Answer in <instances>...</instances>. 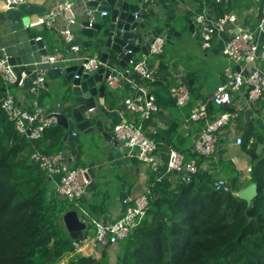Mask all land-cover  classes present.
Listing matches in <instances>:
<instances>
[{"label": "trees", "instance_id": "obj_1", "mask_svg": "<svg viewBox=\"0 0 264 264\" xmlns=\"http://www.w3.org/2000/svg\"><path fill=\"white\" fill-rule=\"evenodd\" d=\"M215 11L218 18L228 9L216 4ZM165 66L161 62L159 69ZM152 85L158 106L169 100L158 91V83ZM189 89L194 98L201 97L194 85ZM3 91L0 78V94ZM259 105L264 108V99ZM224 111L233 112L234 107L208 102L211 119ZM67 134L68 129L57 123L47 126L39 139H29L16 130L0 107V264H112L107 248L98 258L79 253L70 256L74 252L72 241L78 239L69 237L62 221L71 209L79 212L83 208L90 217H99L105 207L93 205L84 196L76 202L60 197L46 173L31 159L36 150L46 154L64 150ZM146 134L158 147L166 143L185 158L195 156L171 142L169 129ZM241 137L251 170L245 182L238 177L226 180L229 190L217 187L218 179L201 168L188 177L179 176L174 186L163 177L156 181L151 174L146 214L118 244L113 264H264V148L252 155L258 143L264 145V129L257 133L248 129ZM203 159L198 157L200 162ZM251 183L256 184L257 194L248 205L234 192ZM91 228L89 222L84 236Z\"/></svg>", "mask_w": 264, "mask_h": 264}, {"label": "built area", "instance_id": "obj_2", "mask_svg": "<svg viewBox=\"0 0 264 264\" xmlns=\"http://www.w3.org/2000/svg\"><path fill=\"white\" fill-rule=\"evenodd\" d=\"M27 0H0V12L17 9ZM158 0H139L141 5H150ZM169 2L170 0H165ZM215 4H226L229 0H212ZM86 19L89 27L96 22L97 10L93 7L86 9ZM105 11L99 12V16L105 15ZM65 21L64 27H57L56 18ZM196 22L200 28V46L206 50L212 46L215 39L222 40L221 54L227 61L223 69V77L210 100L197 101L191 107L187 121L199 128L193 146L192 155L185 158L178 150L170 149L166 161L162 162L158 155V145L154 138L149 137L144 129V123L151 118L152 113L158 110L155 98L146 88L138 86L130 79L132 73L137 74L142 80L154 83L159 79L143 61L131 59L127 67L111 69L106 78L109 89H116L127 82L132 88V93L123 99V105L127 112L135 115L134 120L121 119L113 125L114 138L123 146L130 148L134 157L144 164L150 175H155L159 181L164 174H195L200 165L198 157H212L216 153L221 137V131L228 126L236 115L237 101H244L247 105H256L264 99V2L260 14L254 25H246L234 14H224L218 18H210L205 12L196 16ZM43 24L46 28L58 33L64 41V47L51 54H41L29 64H24L23 69L16 70V65L11 64L10 55L4 47H0V78L4 83V91L0 94V107L13 123L16 130L25 134L29 139H39L47 126L58 123L56 111L45 113L39 106V97L46 89L48 71L51 67H57L73 59L80 61L82 73L93 74L100 67L107 66L102 63L97 55L81 53V46L76 42V34L73 25L78 22L75 17L71 0H61L50 8L43 16ZM243 25V27H242ZM41 37H36L39 39ZM134 45H139L136 40ZM164 40L159 36L153 37L149 44L148 53L160 54ZM131 52L130 50L126 53ZM81 53V54H80ZM33 67L31 71L30 67ZM238 66V69H236ZM77 77V75H74ZM27 86L31 103L29 107H21L16 104L11 86ZM170 97L177 107L188 104L191 92L185 81L178 79L176 85L170 87ZM208 102L217 106H232L233 112L224 111L217 113L213 119L208 112ZM92 110V109H89ZM76 132H72L75 137ZM235 145L242 144L241 135L235 136ZM39 168L46 173L48 180L56 188L60 197L76 202L87 191L90 183L87 169L74 166L75 157L64 150L52 154H46L39 150L31 155ZM251 167H247L250 173ZM217 187L229 190L226 179H218ZM150 186H145L136 196H124L121 200L123 211L121 216L114 221L102 219L92 220L93 228L82 238L72 241L74 252L90 253L95 255L111 246L119 244L129 236L132 230L138 226L146 214L149 202ZM236 193L234 192V195ZM79 213L84 217L86 211L80 208Z\"/></svg>", "mask_w": 264, "mask_h": 264}, {"label": "crops", "instance_id": "obj_3", "mask_svg": "<svg viewBox=\"0 0 264 264\" xmlns=\"http://www.w3.org/2000/svg\"><path fill=\"white\" fill-rule=\"evenodd\" d=\"M61 0H27L25 4L21 5L17 9L5 10L0 12V47H4L9 53L10 57L17 60L16 65L23 66L29 64L39 55V50L32 44V35L41 37L45 42V45H51L53 52L59 51L64 47V41L61 36L54 32L52 29L46 28L43 24L44 14L52 8L55 4ZM73 3V9L75 13L77 25H73L76 34V42L80 44L82 50L81 53L91 54V48L83 49L82 45L86 41L84 36L80 35L78 27L80 23L86 20V9L88 8L87 0H71ZM131 4L138 3L139 0H128ZM264 0H229L226 5L228 11L225 14L237 15L244 24L254 25L257 17L260 14ZM216 4L212 0H158L150 5H141L143 11L153 9L159 12L161 9L177 8L174 13V17L180 16L182 21L180 22L181 29L179 32H184L191 24L190 37L196 38L200 46V28L196 22V16L202 11L210 18H215ZM224 15V14H223ZM190 20L191 23H188ZM100 18L96 17V22H99ZM55 24L57 27H64L66 25L60 17L56 18ZM182 32V33H183ZM179 36L172 38V43L169 45H175ZM149 39L146 41H139V44H145L149 49ZM167 44L164 41V45ZM163 45V47H164ZM222 40L215 39L212 42V46L209 49L210 55L215 58L221 55L222 61L219 58L212 59V64L215 67V73L210 83H205L201 76H197L195 69L183 67L178 64V60L171 56H163V48L160 54H135L134 60L145 61L148 67L157 73L159 79L154 83H158V91L167 97L168 101H164L158 106V110L152 113L151 118L144 123L145 132H154L156 130H170L171 142H173L179 149L191 150L194 139L199 132L198 126L187 121V117L191 111V107L197 101L210 100L213 91L218 86L222 79L223 69L227 64V61L221 54ZM206 49V50H208ZM203 50V49H202ZM205 51V50H204ZM80 53V54H81ZM152 55V57H149ZM114 58V56L111 54ZM209 57V54L205 53L204 58ZM116 64L111 69H122L118 67L119 59L115 58ZM161 62L166 64L165 67L159 69ZM216 63L217 66H216ZM17 65V66H18ZM57 67H80V61L73 59L68 63L60 64ZM54 68V67H51ZM33 67H30L31 71ZM56 74V73H54ZM137 75V74H136ZM134 73L129 77L138 86L146 88L155 98L153 85ZM140 78V79H139ZM178 79L185 81L188 88L189 85H194L196 93L200 94V98H194L191 95V99L187 105L177 107L170 97V87L177 84ZM191 82V83H189ZM102 83L105 85V93L102 97V103L97 102L98 112H93V121H99L102 124L104 131L108 132L113 138L112 128L115 123L121 119L134 120L135 115L127 112L123 105V99L132 93V88L125 82L121 84L119 88L109 89L106 85V79H103ZM67 85L66 76H52L50 69L47 75L46 89L39 97V106L45 113L57 111L60 107L64 108L67 105L64 88ZM99 85V84H98ZM190 90V89H189ZM10 92L13 94L16 104L21 107H29L31 96L28 93L27 86H11ZM203 97L205 99H203ZM156 102V99H155ZM261 105H247L245 102L237 101L236 115L232 119L231 123L221 131V143L219 141L216 153L212 157L203 159L201 162L198 160L200 168L207 170L212 177L216 179L224 178L227 181L232 178H239L245 180L249 177L250 173H247L246 168L251 167L250 155L240 146L235 145V136L241 135L244 131L252 129L253 133L261 132L264 129V108L259 107ZM67 111L65 109L64 114ZM72 132H76L75 137L72 136ZM99 137V135H97ZM94 136L91 134H82L74 126L72 121L68 123V134L64 141V151L74 155V166L84 167L87 169L88 179L90 181L86 194L84 197L93 205H103L105 210L99 217H90L86 212L87 225L92 223V220L102 219L104 221H114L121 216L123 211L122 198L124 196H136L142 189L149 184L150 173L147 167L139 162L132 152L127 154L128 163L121 159L114 158V152L112 144L106 141L102 142L103 152H92V140ZM219 139V140H220ZM252 141V139H251ZM264 145L262 144V149ZM170 149L178 150L169 144L162 143L158 147V155L162 162L166 161L167 154ZM163 179H166L170 186H174L179 174L170 173L164 174ZM184 177V176H181ZM83 209V208H82ZM87 230V228H86ZM120 250V246L114 245L106 249L108 261L110 263L116 261L117 253ZM90 254V253H87ZM82 251L79 255H87ZM97 254V258L99 257Z\"/></svg>", "mask_w": 264, "mask_h": 264}, {"label": "water", "instance_id": "obj_4", "mask_svg": "<svg viewBox=\"0 0 264 264\" xmlns=\"http://www.w3.org/2000/svg\"><path fill=\"white\" fill-rule=\"evenodd\" d=\"M86 4L88 7L96 8V16L100 18V21L95 22L91 27H89L87 19L80 23L79 33L86 39L82 47L83 49L91 48L92 52L90 53L97 55L102 63H107V66L100 67L93 74L82 73L81 66L50 68L53 77L60 74L65 75L67 81L64 88L67 105L64 108L60 107L55 116L58 125L66 129H68L69 121H72L80 133L84 135L93 132L98 134L102 140L112 144L115 159H121L128 163L127 154L130 152V148L123 146L108 132L104 131L101 122L93 121V112L99 111L95 98L97 97L99 104L102 103V97L105 93V85L102 81L110 74L111 67L115 66V58L119 59V68H126L128 61L134 59L135 54L148 53L145 44L134 45L136 40L142 42L150 37L148 41L150 44L153 37L159 36L167 44L172 43V38L181 34L178 29H181L182 18L180 16L174 17L177 8L161 9L159 12L153 9L143 11L141 4H131L128 0H87ZM101 11H105L106 14L99 16ZM187 22L191 23L190 20ZM191 27L190 24L188 30H191ZM31 38L32 44L37 47L39 53L51 54L53 52L52 46L45 45L41 38L36 39L35 35H32ZM128 50L131 52L126 53ZM9 61L16 65L17 60L14 58L10 57ZM17 65V71L23 69V66ZM65 108L69 109L66 114H64ZM261 148L262 144L258 143L255 153L252 155L259 154ZM179 175L189 176L188 174ZM256 194V184L251 183L238 190L236 196L245 200L249 205ZM62 221L71 239L82 238L87 223L77 210L66 211L62 216Z\"/></svg>", "mask_w": 264, "mask_h": 264}, {"label": "rangeland", "instance_id": "obj_5", "mask_svg": "<svg viewBox=\"0 0 264 264\" xmlns=\"http://www.w3.org/2000/svg\"><path fill=\"white\" fill-rule=\"evenodd\" d=\"M183 32V31H182ZM180 32V36L177 40V43L175 45H169L165 44L163 47V56H171L178 60V64H180L183 67H188L190 69H195L197 76H201L203 81L205 83H210L213 79V75L215 73V67L212 64V59H217L220 57L222 61L221 55L216 56L213 58V55H210V51L208 50H202L201 47H199L198 40L196 38L190 37V31L188 28L182 33ZM205 53L209 54V57L204 58ZM218 63H216L217 66ZM92 136H94L92 140V152L100 153L103 152L102 149V140L101 137H97L98 134L91 133ZM114 156V155H113ZM244 180L241 179V182ZM86 254V253H84ZM88 255V254H87ZM84 256V255H81ZM97 254L93 255V257H96ZM62 261V263H64ZM114 262H112L113 264Z\"/></svg>", "mask_w": 264, "mask_h": 264}]
</instances>
